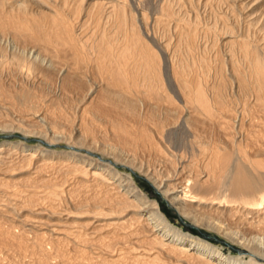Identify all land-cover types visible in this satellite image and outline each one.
I'll return each instance as SVG.
<instances>
[{
    "label": "bare ground",
    "instance_id": "bare-ground-1",
    "mask_svg": "<svg viewBox=\"0 0 264 264\" xmlns=\"http://www.w3.org/2000/svg\"><path fill=\"white\" fill-rule=\"evenodd\" d=\"M195 2L163 0L150 22L143 0H0V131L20 139L0 145V199L29 214L0 206V235L37 264L51 248L68 263V244L84 264H264V0ZM135 171L249 260L173 227Z\"/></svg>",
    "mask_w": 264,
    "mask_h": 264
},
{
    "label": "rangeland",
    "instance_id": "rangeland-1",
    "mask_svg": "<svg viewBox=\"0 0 264 264\" xmlns=\"http://www.w3.org/2000/svg\"><path fill=\"white\" fill-rule=\"evenodd\" d=\"M143 1H145V4L143 3V6H144V8H146V11H147V13H148V15H149V21L150 22H152L153 20H154V18L158 15L157 13H158V10H156V8L157 7H159V5H161V3H162V1L163 0H143ZM159 3H158V2ZM161 2V3H160ZM198 2H199V4H198ZM200 2H201V4H200ZM195 3H197V8L198 7H200L199 9H200V11H203V10H207L208 8H206L205 6H204V0H196V2ZM149 4H151V5H149ZM201 5V6H200ZM157 6V7H156ZM204 8V9H203ZM158 9V8H157ZM150 12V13H149ZM152 13V14H151ZM154 13V14H153ZM210 22H211V24H213L214 23V21L212 20V19H210L209 20ZM171 25H173V24H171ZM39 47H40V45H39ZM39 47L37 48V50L39 51ZM61 58H62V55H61ZM73 94H71L70 96H72ZM69 96V97H70ZM68 97V98H69ZM71 98H73V96L72 97H70L68 100L69 101H67L68 103L69 102H71L72 101V99ZM49 99V98H48ZM44 104V103H43ZM46 104H48V106H49V103L47 102ZM263 127V129H264V125L262 126ZM263 129H261L262 131H264ZM3 132H1L0 131V145L2 144V143H4V142H6V143H16V142H20V139H18V137L16 136V135H14V136H9V137H7V138H2L1 136H3ZM36 137H32V138H28L29 139V141H25V143H23V144H25V145H28V146H34V147H38L39 149H41V150H44V151H48V152H58V153H61V152H74V153H76L77 155H79V156H84V157H89V158H91V159H93L94 157V159H97V158H100L101 157V155L100 154H98V153H93V154H90V156H89V154H87L86 152H85V150H80L79 149V151L78 150H75V149H70L69 147H67V145L66 144H64V143H62V144H57V145H54V146H47V145H45L44 143H42V142H39L38 140H36L35 139ZM22 142H24V141H22ZM84 151V152H83ZM92 156V157H91ZM98 156V157H97ZM100 156V157H99ZM109 160V159H108ZM54 163H55V169L54 170H52V172H54V173H56V171L58 170V172L59 173H61L62 172V170H63V173H62V175L61 174H58V173H56V175L58 174V175H61V176H63V177H65L66 179H68V184H70V183H72V180H71V178H72V176L70 175V174H66L65 173V169H66V166H67V163L68 162H56V160L55 161H53ZM56 163H58V164H56ZM57 165V166H56ZM60 166H61V169H60ZM60 170H59V169ZM116 169H118L119 171H121V172H123V173H130L128 170H126V169H124V168H122L121 166H118V167H116ZM49 171H51V170H49ZM53 174V173H52ZM22 176H20V175H17L16 176V178H22V179H24V178H26V177H28L27 175H25V174H21ZM55 174H54V176H56ZM132 175V178L135 180V184L144 192V193H146L148 196H149V198L150 199H156V200H158L159 201V208H160V211L169 219V221H170V223H171V225H173V227H177L181 232H183V233H185V234H189V235H192V236H194V237H197V238H200V239H202V240H206L207 242H209V243H211V244H213L220 252H222V254H224L225 256H232V257H236V258H240L241 256H243L242 257V260L244 261V262H247L249 259V251H247V250H245V249H243V248H241L240 246H238L237 244H235V243H233V242H230V240H228L227 238H223L222 236H219V235H217V233H215V232H213V231H209L208 229H206L205 227L203 228V226H201V225H199V224H197V223H193V221L191 220V219H189L188 218V220L186 219H182V218H180V216H179V214L175 211V210H173L166 202H164V201H162V199H161V197L159 196V194L154 190V188L150 185V183L149 182H147V180H145L143 177H142V175L141 174H139L137 171H135V173H132L131 174ZM18 180V179H17ZM23 181V180H22ZM46 187L48 188V186H45V187H41L40 188V185L37 187L38 188V191L40 190V191H42V189L43 190H45L46 189ZM76 187V186H75ZM22 188V187H21ZM26 188H22V190H25ZM82 191V190H81ZM81 191H76L77 193L75 194L76 195V197L78 198V202H77V199H74L73 197V201L71 202V203H73V205L74 204H78V203H81L82 201V199L81 198H84V197H87L86 195H88V193H85V190H84V193H83V191H82V193H81ZM81 195V196H79L78 197V195ZM83 196V197H82ZM75 197V198H76ZM12 198V197H11ZM11 198H4L3 197V199L1 198L0 200V206H1V208L4 206V207H8V208H11L10 210H14V212H15V215H13L14 213H11V214H9V223H10V221H12L13 220V222L14 221H16L18 218L16 217V213L17 212H19V211H22V210H24V209H22V208H20L19 206H20V204H19V202L21 201V198H19V197H15V198H12V199H14L13 201H11L12 199ZM80 198V199H79ZM6 199V200H5ZM16 199V200H15ZM17 199H18V201H17ZM68 199H69V202H68ZM85 199V198H84ZM83 199V200H84ZM10 200V201H9ZM20 200V201H19ZM74 200L76 201V202H74ZM8 201H9V203H8ZM81 201V202H80ZM11 202V203H10ZM14 203V204H13ZM50 202H49V200H47V199H43L42 201H40V206H42V208H44L45 209V212L47 211V212H49L50 210H49V206H50V204H49ZM63 203V204H62ZM70 204V198H67V202L66 203H64V201L62 202V201H58V205L59 204H61V206H58L57 205V207L58 208H62V207H64V209H69V210H71L72 209V211L73 210H75L76 209V207L75 208H71V206H70V208H68V206H69V204ZM3 205V206H2ZM18 205V206H17ZM65 205V206H64ZM68 205V206H67ZM10 206H12V207H10ZM66 206H67V208H66ZM3 207V208H4ZM16 207H18L17 209H16ZM60 208V209H61ZM63 209V208H62ZM23 212V215H29L28 214V212H26V213H24V211H22ZM15 217V218H14ZM16 219V220H15ZM15 224H16V226H17V223L15 222ZM27 229V228H26ZM14 232H13V234L15 235H20L21 233L20 232H22L21 230V228H14L13 227V229H12ZM16 231V232H15ZM19 232V233H18ZM28 237V236H27ZM30 237H31V234L29 233V239H30ZM3 239V240H2ZM11 239H9V241H8V238H6L5 236L3 237V236H1L0 235V264L2 263V264H37L38 262H36L37 261V258H38V256L36 255V254H34V251H33V249H32V247H31V245L29 244V242H25L24 241V243H22V241L21 240H11L12 242H13V244H11L12 242L10 241ZM11 242V243H10ZM16 242H18V243H16ZM21 242V243H20ZM10 243V244H9ZM26 243V244H25ZM17 245H18V247H17ZM27 245V246H26ZM70 244H68V245H66V246H64V249H63V251H64V253H65V255L67 254V256H66V258H68L67 260H69V262L67 263H62V261H61V258L59 257L58 258V256L56 255V251H55V253H54V250H53V248H51L52 250V252H53V254H52V256H55V257H57L56 259H55V257H52L51 259H50V263H55V264H84L85 263V260H84V262H80V260H79V262H78V259H76V256H77V253H75L76 252V250H74L73 248H74V246H72V245H70ZM19 246H21V247H19ZM25 246H26V249H25ZM8 247V248H7ZM68 250L71 254L69 255L68 254V252L66 253V250ZM72 249V250H71ZM243 251V254L241 253ZM73 252V253H72ZM8 255V256H7ZM93 255V254H92ZM10 256V257H9ZM35 256V257H34ZM93 257H94V255H93ZM55 260H54V259ZM70 258V259H69ZM12 261V262H11ZM81 261H83V260H81ZM93 261H95V260H93ZM7 262V263H6ZM11 262V263H10ZM36 262V263H35ZM53 263V264H54ZM86 263H87V261H86Z\"/></svg>",
    "mask_w": 264,
    "mask_h": 264
}]
</instances>
